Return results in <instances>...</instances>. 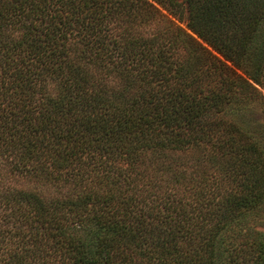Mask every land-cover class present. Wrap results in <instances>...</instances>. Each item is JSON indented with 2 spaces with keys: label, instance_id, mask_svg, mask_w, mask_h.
Listing matches in <instances>:
<instances>
[{
  "label": "trees",
  "instance_id": "1",
  "mask_svg": "<svg viewBox=\"0 0 264 264\" xmlns=\"http://www.w3.org/2000/svg\"><path fill=\"white\" fill-rule=\"evenodd\" d=\"M263 86L264 0H0V264H264Z\"/></svg>",
  "mask_w": 264,
  "mask_h": 264
},
{
  "label": "rangeland",
  "instance_id": "2",
  "mask_svg": "<svg viewBox=\"0 0 264 264\" xmlns=\"http://www.w3.org/2000/svg\"><path fill=\"white\" fill-rule=\"evenodd\" d=\"M175 22L181 26L182 28L188 30L189 32H191L188 29L187 26V21L186 19H183V21H179L177 19H174ZM259 90L261 91L263 97H264V86L263 87H259ZM251 116L257 118V119H261L263 112L262 109L260 107H258V105H255L253 107V109L250 111L249 113ZM201 155V154H200ZM197 156H199V152H194V153H186V154H182L181 157L183 159V161H187V162H192L193 159H195ZM250 227H253V229L255 230H259V231H264V214L263 216H259V217H255V218H251L250 220Z\"/></svg>",
  "mask_w": 264,
  "mask_h": 264
}]
</instances>
